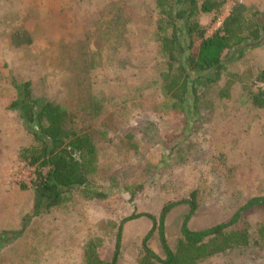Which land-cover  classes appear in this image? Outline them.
<instances>
[{
    "label": "rangeland",
    "instance_id": "obj_1",
    "mask_svg": "<svg viewBox=\"0 0 264 264\" xmlns=\"http://www.w3.org/2000/svg\"><path fill=\"white\" fill-rule=\"evenodd\" d=\"M234 2L264 12V0H225L215 20L200 16L206 36ZM156 19L154 0H0V264H84L89 237L102 240L98 254L110 260L118 225L133 213L157 215L166 202L197 190L189 226L203 229L227 220L249 197L264 195V107L242 102L243 87L264 89L248 78L264 69V44L232 62L242 80L228 100L216 96V87L204 90L200 117L181 139V125L159 89L164 59L153 39ZM20 31L30 35L29 44L14 45ZM28 81L33 95L74 113L75 130L94 133L91 180L107 189L116 179L117 191L100 200L72 190L59 205L34 211L32 190L20 187L29 185L33 168L17 157L31 136L9 108L14 83ZM186 212L181 204L167 215L171 249ZM263 219L264 209L245 211L239 225L249 229L250 245L198 264H264V252L252 245ZM150 228L145 216L123 223L117 264L136 263ZM148 244L162 255L154 236Z\"/></svg>",
    "mask_w": 264,
    "mask_h": 264
},
{
    "label": "trees",
    "instance_id": "obj_2",
    "mask_svg": "<svg viewBox=\"0 0 264 264\" xmlns=\"http://www.w3.org/2000/svg\"><path fill=\"white\" fill-rule=\"evenodd\" d=\"M224 4L225 0H154L157 19L153 39L164 59L157 79L166 108L181 125V139L190 134L200 117L204 90L216 87V96L228 100L233 84L242 80L232 69V62L245 50L264 44V12L241 2H234L220 27L206 36V29L199 22L200 16L211 14L215 20ZM13 36L14 45L31 42L30 35L24 31ZM248 78L252 84L264 83V69ZM14 88L16 97L9 108L17 111L31 136L30 143L18 150L17 157L33 168L29 185L21 183L20 187L32 190L36 213L59 205L66 200L65 194L72 190L81 192L87 199L100 200L118 190L116 179L110 181L107 189L91 180L97 168L96 136L92 132L81 133L70 125L74 113L45 97L33 95L29 81L14 83ZM242 90L243 103L264 107V89L243 87ZM121 188L132 195L129 186ZM181 204L187 207V212L179 227L180 237L171 249L167 243L165 221L172 209ZM198 204V192L192 190L186 199L166 202L157 215L133 213L121 219L112 258H101L98 250L102 240L89 237L82 250L84 264H117L122 225L139 216L147 217L151 228L142 239L135 264H198L214 255L249 246V229L239 225V221L247 210L264 209V195L249 197L225 221L192 229L189 220ZM256 232L252 245L264 252V219L257 224ZM153 236L161 248V256L148 244ZM0 238L4 239L5 234L0 232Z\"/></svg>",
    "mask_w": 264,
    "mask_h": 264
}]
</instances>
